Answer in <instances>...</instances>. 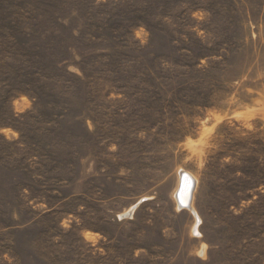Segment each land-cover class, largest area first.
Listing matches in <instances>:
<instances>
[{
	"label": "rangeland",
	"instance_id": "1",
	"mask_svg": "<svg viewBox=\"0 0 264 264\" xmlns=\"http://www.w3.org/2000/svg\"><path fill=\"white\" fill-rule=\"evenodd\" d=\"M0 264H264V0H0Z\"/></svg>",
	"mask_w": 264,
	"mask_h": 264
},
{
	"label": "bare ground",
	"instance_id": "2",
	"mask_svg": "<svg viewBox=\"0 0 264 264\" xmlns=\"http://www.w3.org/2000/svg\"><path fill=\"white\" fill-rule=\"evenodd\" d=\"M185 178L182 179L181 177V181H178V188H176V203L178 204V206H180L181 208H188L189 210H192V203L191 201V188L193 186V180H191V178L188 175H184ZM180 180V179H179ZM179 194V199H177V195ZM199 220L197 219V224H198ZM196 224V223H195ZM196 228V227H195ZM197 229V228H196Z\"/></svg>",
	"mask_w": 264,
	"mask_h": 264
},
{
	"label": "water",
	"instance_id": "3",
	"mask_svg": "<svg viewBox=\"0 0 264 264\" xmlns=\"http://www.w3.org/2000/svg\"><path fill=\"white\" fill-rule=\"evenodd\" d=\"M185 178V176H182V179ZM177 199H179V194L177 195ZM180 207V206H179Z\"/></svg>",
	"mask_w": 264,
	"mask_h": 264
}]
</instances>
